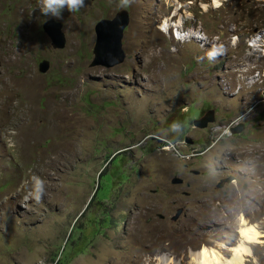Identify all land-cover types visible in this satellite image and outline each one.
I'll list each match as a JSON object with an SVG mask.
<instances>
[{
    "label": "rangeland",
    "instance_id": "1",
    "mask_svg": "<svg viewBox=\"0 0 264 264\" xmlns=\"http://www.w3.org/2000/svg\"><path fill=\"white\" fill-rule=\"evenodd\" d=\"M121 10L124 62L91 68L95 25ZM50 20L38 0H0V264H52L71 247L67 264H192L204 249L226 263L237 246L242 264H264V0H85L54 20L62 50ZM209 111L216 123L194 129ZM204 140L212 151L189 159ZM105 168L103 204L82 216ZM227 176L229 203L216 191ZM241 220L259 244L229 238Z\"/></svg>",
    "mask_w": 264,
    "mask_h": 264
},
{
    "label": "water",
    "instance_id": "2",
    "mask_svg": "<svg viewBox=\"0 0 264 264\" xmlns=\"http://www.w3.org/2000/svg\"><path fill=\"white\" fill-rule=\"evenodd\" d=\"M128 24L129 14L126 10H121L114 18L102 19L95 25L96 43L93 48L94 57L90 65L91 68L102 67L110 69L124 62L125 54L122 50V39ZM62 29V24L54 20H50L43 25V30L50 39L52 48L55 50H62L66 46V38ZM49 69V61H42L39 66V72L46 74L49 72ZM215 116V111L207 112L200 120L193 123V128L199 131L206 130L209 126L216 123ZM244 130L245 126L242 124L236 129H231L230 134L232 136H238ZM232 182L233 179H229L222 183V185L231 184ZM182 184L183 182L178 179L172 181V186H181ZM183 215L184 210H178L172 222L176 223Z\"/></svg>",
    "mask_w": 264,
    "mask_h": 264
},
{
    "label": "bare ground",
    "instance_id": "3",
    "mask_svg": "<svg viewBox=\"0 0 264 264\" xmlns=\"http://www.w3.org/2000/svg\"><path fill=\"white\" fill-rule=\"evenodd\" d=\"M180 37V36H179ZM181 39V38H180ZM240 235L242 241L248 245H256L260 243V239L262 238L259 229L256 226L247 225L244 221L241 220L240 223ZM244 246V245H243ZM235 251L234 258L232 260L226 261L223 263L220 258L219 254L214 251H207L204 249L200 253H196L195 255L191 256V263L192 264H242V260L245 254H247L248 250L245 251L242 246H237ZM206 253V255H204ZM248 256V255H247ZM160 264H172V260L167 258L160 259Z\"/></svg>",
    "mask_w": 264,
    "mask_h": 264
},
{
    "label": "clouds",
    "instance_id": "4",
    "mask_svg": "<svg viewBox=\"0 0 264 264\" xmlns=\"http://www.w3.org/2000/svg\"><path fill=\"white\" fill-rule=\"evenodd\" d=\"M84 5H85V0H38V11H39L40 15L43 18H45V19L51 18V19H54V20H60L61 19L62 12L67 11L68 13H76L81 8H83ZM200 119H198V120H200ZM242 124L243 123H235V124H233L231 127H229L227 129L228 130V133L224 134V136L230 135V137H236V136H232L230 134V130L231 129H236V128H238L239 125H242ZM211 126H213V125H211ZM173 127H175V125H173ZM208 128L206 130H208ZM245 129H246V127H245ZM206 130H204V131H206ZM238 136H241V135H238ZM42 191H43L42 183L39 180H37L35 182L34 190H33V193L32 194H33V196L36 199H39L40 194L42 193Z\"/></svg>",
    "mask_w": 264,
    "mask_h": 264
},
{
    "label": "flooded vegetation",
    "instance_id": "5",
    "mask_svg": "<svg viewBox=\"0 0 264 264\" xmlns=\"http://www.w3.org/2000/svg\"><path fill=\"white\" fill-rule=\"evenodd\" d=\"M203 115L204 114H202L200 117H199V119L200 118H202L203 117ZM245 127H246V125H245ZM207 131V130H206ZM206 131H203V132H206ZM237 137H239V136H236V137H231V139L233 140V139H235V138H237ZM205 141V140H204ZM220 142V140H218L217 142H215L216 144H218ZM200 145V143H191V145H190V147H192V148H199L198 146ZM202 146H204V149L205 150H203V151H201V149L202 148H199V149H196V150H198L197 151V154L196 155H192L191 156V158H189V159H192L193 161H199L200 160V158H202V157H205L206 155H208L211 151H212V149L215 147H213V146H208V144L206 143V141L204 142V144H201ZM201 146V147H202ZM127 151V149H121V150H118L117 152H114V151H112L111 152V154H113L112 156H111V158H109V160H108V162L111 160V161H113V160H115V158H117L118 156H120V155H123L124 154V152H126ZM228 156H232V157H234L233 155H231V154H224V157H227L228 158ZM191 161V160H190ZM194 176H199L197 173H194L193 174ZM229 179H233L234 181L232 182V184H223L222 185V183H224L225 181H227V180H229ZM234 182L235 183H237L236 182V178L235 177H231V176H227L225 179H222L221 180V182H220V184L216 187V191L219 193V194H221L222 195V197H223V202H226V203H229V202H231V201H234V199H235V194H232L230 191H228V189L231 187V186H233L234 185ZM187 186H188V188H189V185L187 184ZM220 187V188H219ZM183 195L185 196V197H187V198H189V194H184L183 193ZM180 209H183L184 210V213H186L187 212V207L186 206H184L183 208H180ZM179 209V210H180ZM236 231V232H235ZM233 233H229V238H232V234H236V235H238V240L239 239H241L242 240V238H241V235H240V230L237 232V230H235ZM223 239H225V237H222ZM226 245H228L229 246V244L228 243H226ZM236 247V246H235ZM235 247H232V248H230V249H233V248H235ZM251 254H252V256L254 255L252 252H251ZM230 257V256H229ZM250 259L252 258V257H249Z\"/></svg>",
    "mask_w": 264,
    "mask_h": 264
},
{
    "label": "trees",
    "instance_id": "6",
    "mask_svg": "<svg viewBox=\"0 0 264 264\" xmlns=\"http://www.w3.org/2000/svg\"><path fill=\"white\" fill-rule=\"evenodd\" d=\"M182 125V123L180 122V126ZM182 127H183V125H182ZM112 162V161H111ZM110 162V163H111ZM111 164H107V166L109 167ZM107 170H108V168L106 169H104V171H102L101 173H100V175H99V179H100V181H99V184H98V187H97V190H96V192H95V194L93 195V197L91 198V200H90V202H89V204H88V206H87V209L85 210V212L82 214V216L86 213V211L89 209H92V208H97L99 205H101V204H103L102 203V201H101V199L99 198V193H100V191H101V180H102V178L104 177V175L107 173ZM99 211L104 215V216H106L107 215V213H108V211H106V209H105V207L104 208H100L99 209ZM81 216V217H82ZM108 218V221H109V225L111 224V225H114V227H117V229H118V231L121 229V222L119 223H117V222H115V221H113L110 217H107ZM73 232H74V228L72 229V231H71V236H72V234H73ZM71 236H70V238H71ZM70 238H69V240H70ZM70 251H73V247H71L70 249H69V252H68V249L67 248H65L61 253H58L55 257H54V259L52 260V264H67V260H68V258H69V256H70Z\"/></svg>",
    "mask_w": 264,
    "mask_h": 264
},
{
    "label": "snow or ice",
    "instance_id": "7",
    "mask_svg": "<svg viewBox=\"0 0 264 264\" xmlns=\"http://www.w3.org/2000/svg\"><path fill=\"white\" fill-rule=\"evenodd\" d=\"M204 255H206V253Z\"/></svg>",
    "mask_w": 264,
    "mask_h": 264
}]
</instances>
